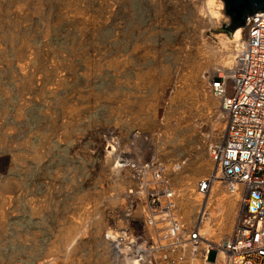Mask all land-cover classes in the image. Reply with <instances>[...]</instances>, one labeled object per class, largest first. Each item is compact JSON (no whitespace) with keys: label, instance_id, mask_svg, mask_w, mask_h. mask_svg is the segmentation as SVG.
<instances>
[{"label":"rangeland","instance_id":"1","mask_svg":"<svg viewBox=\"0 0 264 264\" xmlns=\"http://www.w3.org/2000/svg\"><path fill=\"white\" fill-rule=\"evenodd\" d=\"M222 25L180 0H0V264H124L105 233L140 176L118 158L163 165L188 228L199 149L220 138L198 51L223 50Z\"/></svg>","mask_w":264,"mask_h":264},{"label":"built area","instance_id":"2","mask_svg":"<svg viewBox=\"0 0 264 264\" xmlns=\"http://www.w3.org/2000/svg\"><path fill=\"white\" fill-rule=\"evenodd\" d=\"M206 75L207 91L219 100L225 123L224 135L210 156L227 191L240 194V211L230 236L219 246H210L206 253L199 250L197 246L203 238L197 228L185 231L179 227L172 212L161 203L171 194L164 166L118 158L120 165L140 176L139 185L127 192L128 202L122 211L125 222L119 230V242L121 247L125 242L128 249L121 254L112 250L120 260L124 254L139 264H176L184 259L179 244L183 240L184 244L195 246L188 259L199 257L214 263L220 250L222 264H264V11L246 17L240 47L231 63ZM146 176L150 182H146ZM212 183V177L204 178L195 189L206 194ZM204 212H200L199 222ZM154 215L161 218L159 223L167 225L151 235Z\"/></svg>","mask_w":264,"mask_h":264},{"label":"bare ground","instance_id":"3","mask_svg":"<svg viewBox=\"0 0 264 264\" xmlns=\"http://www.w3.org/2000/svg\"><path fill=\"white\" fill-rule=\"evenodd\" d=\"M180 2L182 4L183 8L189 9L190 11L194 12L197 16L201 17V20H203L207 25L212 26V27H216L219 24L226 25V23H224V21L221 20V16L219 13V11L222 9L221 0H180ZM241 32H242L241 27H238L233 31V33L229 37H226L225 40L221 39L222 45L224 46L223 50H220V48L215 47V46L209 44L208 42H204L201 46V49L198 52H202L204 54V56L205 55H207V56L205 57L204 65L200 68V72L205 71L206 74L211 75L218 66L219 67H227L231 63V60H232L234 54L238 51V49L240 47ZM230 44L235 45V48L232 49L230 47ZM216 100H217V104L219 105V100L218 99H216ZM219 109H220V107H219ZM220 112H221V115L219 116V118H217L218 120H217L216 124L211 126L212 128H209L207 126L204 128V131L211 130L212 138L213 137H220L219 141L223 137L224 130H225L224 113L222 112L221 109H220ZM211 142L212 141H211V136H210L208 142L203 143V145L199 149L200 152L198 151L201 155V161H202L201 163L204 164V166H205L204 172L207 175H209L208 177L213 178V183L211 185V188L208 191V193H206V194H201L200 192L197 191L198 193H200V197H197L193 194L191 196L188 193L190 196H188V195L185 196V199L187 197H188V199L182 208L183 213H184L183 220L186 221V223H188L187 224L188 228L189 227L192 229L197 228V230L199 231V234L203 238V240H201L200 244L197 247L199 250H203V252H205V253L207 252V250L209 249L210 246H213V247L216 246L217 247L221 244V242L224 239H226L228 237V235L230 236L231 232L220 238V234L222 232L227 231L230 228V226L232 224V220L235 216L234 223H233V227H234L236 218H237L239 211H240V194L237 192L234 194H231L229 191H227L226 187L224 186L222 174L220 173L219 169L214 164V162L210 156V152L213 148ZM107 152L109 155H111L113 153V148L108 150ZM208 153H209L210 158H208L209 157ZM117 166H121V165H119L117 162ZM124 168H127V167H124ZM175 170L173 172H175ZM174 176H175V174H174ZM205 178H207V177H205ZM146 179H147L146 182L151 181L149 176H146ZM220 180H222V182H223L224 191L226 190L228 193L224 194V195L216 196V190H215L216 186L215 185H216V183L220 182ZM162 189H163L162 191H165L164 187ZM171 194H170V198L165 197L161 200V203L163 205L165 204L168 207L169 211H171V206L168 205L167 203L171 199ZM204 195H205V197H204ZM204 198H206V200H207L206 204H205L206 208L202 209L201 204H203L202 200ZM214 201H218V204H216L213 207V205L211 203H213ZM123 204H125V203L123 202V200H121L120 206L122 207ZM210 208L211 209L213 208V209L210 210ZM199 209H200V211H199ZM201 209L204 210L205 212H204V217H202V219L199 222L198 219H200V216L198 214L200 212H202ZM207 213H209V219L208 220H207V218H208ZM172 217L176 218L175 215H173ZM154 219H155V225H154V227H152L151 230H149V234H151V235H154L156 233V230L159 228H166V225H167L164 222L159 223L158 220L161 218H158L155 215H154ZM138 221H140V220H138ZM175 221L177 222V225L179 227H181V226L184 227L185 231L192 230V229L186 228L183 225L180 226L181 222H179V218H176ZM121 225H123V222L121 223ZM119 230H120V227H118V226H115V228L112 227V228L108 229L107 232L105 233V240H106V242H108L110 244L112 250L115 249L116 253L121 254L122 252L127 251L128 245L126 246L127 247L126 248L124 246L125 245V242H124V243H122L123 246L121 247L120 242H119V237H120ZM158 239L160 241H163L164 237L162 235H159ZM114 243H115V245H114ZM179 244L182 245L183 252H181V253L184 256V259H183V261H179L176 264H222L223 254L220 250H218V256L216 258L217 260L214 263H209L207 261H203L199 257L198 258L197 257L196 258L190 257V259H188L189 258L188 254L191 253V251L195 250V246H192L191 244H184L183 240H181ZM120 250H124V251H120ZM187 251H188V253H187ZM116 255L119 257L118 254H116ZM122 255H123L122 256L123 258H121V259L124 261V264L125 263L126 264H139L138 261H135V258L131 257V258L127 259L126 256H124V254H122ZM175 261H178V260H175Z\"/></svg>","mask_w":264,"mask_h":264},{"label":"water","instance_id":"4","mask_svg":"<svg viewBox=\"0 0 264 264\" xmlns=\"http://www.w3.org/2000/svg\"><path fill=\"white\" fill-rule=\"evenodd\" d=\"M225 13L229 23L223 25L220 31L230 36L238 27H243L248 15L264 11V0H223Z\"/></svg>","mask_w":264,"mask_h":264}]
</instances>
